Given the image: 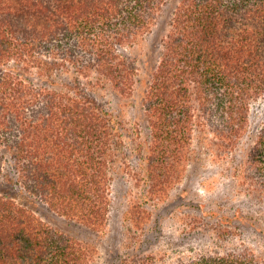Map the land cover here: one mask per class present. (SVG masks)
Wrapping results in <instances>:
<instances>
[{"label": "trees", "instance_id": "trees-1", "mask_svg": "<svg viewBox=\"0 0 264 264\" xmlns=\"http://www.w3.org/2000/svg\"><path fill=\"white\" fill-rule=\"evenodd\" d=\"M170 5L147 71L142 43ZM107 95L145 114L143 200L129 212L141 230L145 204L185 176L194 141L224 156L243 138L264 98V0H0V264H91L93 248L34 204L75 229L106 228L126 151ZM256 144L264 163V126ZM182 264L264 258L245 249Z\"/></svg>", "mask_w": 264, "mask_h": 264}, {"label": "rangeland", "instance_id": "rangeland-1", "mask_svg": "<svg viewBox=\"0 0 264 264\" xmlns=\"http://www.w3.org/2000/svg\"><path fill=\"white\" fill-rule=\"evenodd\" d=\"M172 7L164 8L154 31L142 43L140 51L148 61L147 71L154 64L160 39L168 31ZM105 99L126 137L106 228L75 229L35 203L38 214L90 245L94 250L91 264H123L124 260H130L128 264H182L209 254L245 249L264 258V163L256 158V141L264 126V98L252 104L246 132L232 153L219 156L194 141L196 155L185 176L165 200L145 204L144 222H148L141 230L130 222L129 212L143 200L142 190L134 182L142 166L139 152L149 138L145 114L139 101L124 106L114 95Z\"/></svg>", "mask_w": 264, "mask_h": 264}]
</instances>
